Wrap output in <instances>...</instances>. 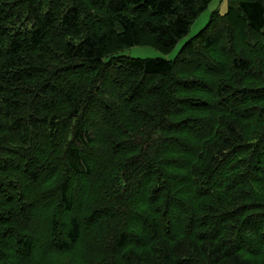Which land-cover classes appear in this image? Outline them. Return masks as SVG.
<instances>
[{
  "label": "trees",
  "instance_id": "obj_1",
  "mask_svg": "<svg viewBox=\"0 0 264 264\" xmlns=\"http://www.w3.org/2000/svg\"><path fill=\"white\" fill-rule=\"evenodd\" d=\"M212 0H0V264H264V0L173 61Z\"/></svg>",
  "mask_w": 264,
  "mask_h": 264
},
{
  "label": "rangeland",
  "instance_id": "obj_2",
  "mask_svg": "<svg viewBox=\"0 0 264 264\" xmlns=\"http://www.w3.org/2000/svg\"><path fill=\"white\" fill-rule=\"evenodd\" d=\"M227 11V0H212L209 4L207 10L202 13L191 25L188 35L179 41L175 48L169 53V54H161L151 48L146 47H134L131 49H127L123 51L120 56L131 58V59H141V60H147V59H164L166 61H173L178 53L180 52L183 45L195 37L197 34H199L200 31H202L206 25L208 24V21L213 13H218L220 15H224Z\"/></svg>",
  "mask_w": 264,
  "mask_h": 264
}]
</instances>
